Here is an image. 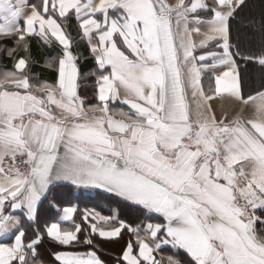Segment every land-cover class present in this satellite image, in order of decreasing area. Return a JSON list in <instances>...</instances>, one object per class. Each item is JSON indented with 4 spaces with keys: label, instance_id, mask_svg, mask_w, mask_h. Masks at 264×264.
Wrapping results in <instances>:
<instances>
[{
    "label": "snow or ice",
    "instance_id": "6c2138e0",
    "mask_svg": "<svg viewBox=\"0 0 264 264\" xmlns=\"http://www.w3.org/2000/svg\"><path fill=\"white\" fill-rule=\"evenodd\" d=\"M256 8L0 0V264H106L102 242H123L113 264H264ZM34 42L50 50L42 65Z\"/></svg>",
    "mask_w": 264,
    "mask_h": 264
},
{
    "label": "trees",
    "instance_id": "16d2710c",
    "mask_svg": "<svg viewBox=\"0 0 264 264\" xmlns=\"http://www.w3.org/2000/svg\"><path fill=\"white\" fill-rule=\"evenodd\" d=\"M252 3L258 6L260 4V0H252ZM73 31V35H75V28L72 29ZM81 50H84V45H81ZM33 52L35 55H37L38 59H40L41 61V65L44 62L45 59V54L50 53V50L48 49H40L38 46L35 45L34 42V48H33ZM85 67H91V61H88L85 63L84 65ZM11 68V61L7 58H0V70H2L3 68ZM31 71L33 73H38L39 74V78L40 79H52L53 78V73L49 70L44 69L42 66H37L34 65L31 69ZM58 202H61L65 205H67L68 202H71L72 204H76L79 206V208L81 210H83L84 208H95L96 210L101 211L103 214H109L111 212V210L115 207H117V205H115V203H110L107 200H104L102 198H94V199H86V200H78L76 199L74 196H70L67 193H61L58 197H57ZM122 216H131L134 214L128 213L127 211H122L121 212ZM75 219L77 220V222H79L80 220V214L77 213ZM123 242H121V244L119 246H113L111 244H104L106 245V251H104L103 248H101L100 251V255L102 256V258L106 261V264H113V258L115 255H117L119 253V250L121 248ZM54 245L51 243H45L44 246L40 249L41 253L44 255L45 258H50V252L54 249ZM103 249V250H102ZM84 248H80L78 249V251H84ZM165 256L169 255V254H173V252L169 249H165L164 253Z\"/></svg>",
    "mask_w": 264,
    "mask_h": 264
},
{
    "label": "crops",
    "instance_id": "0c3cea01",
    "mask_svg": "<svg viewBox=\"0 0 264 264\" xmlns=\"http://www.w3.org/2000/svg\"><path fill=\"white\" fill-rule=\"evenodd\" d=\"M82 48V47H81ZM82 51V50H81ZM88 95L91 97V95H92V89L91 88H89L88 89ZM104 244H108V243H106V242H102L101 243V248H103L104 249V251H106V245H104ZM109 244H111V245H113L114 243H109ZM118 245H120V244H118ZM117 247V246H116ZM102 249V250H103ZM100 254V253H99ZM102 257V256H101ZM50 259V258H49Z\"/></svg>",
    "mask_w": 264,
    "mask_h": 264
},
{
    "label": "rangeland",
    "instance_id": "374dc122",
    "mask_svg": "<svg viewBox=\"0 0 264 264\" xmlns=\"http://www.w3.org/2000/svg\"><path fill=\"white\" fill-rule=\"evenodd\" d=\"M255 10H258L257 8ZM113 246H119L118 244H113Z\"/></svg>",
    "mask_w": 264,
    "mask_h": 264
}]
</instances>
